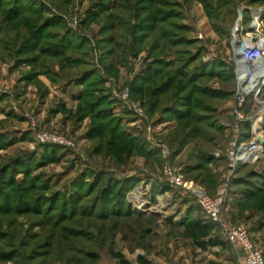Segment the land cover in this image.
I'll return each mask as SVG.
<instances>
[{"label": "rangeland", "instance_id": "374dc122", "mask_svg": "<svg viewBox=\"0 0 264 264\" xmlns=\"http://www.w3.org/2000/svg\"><path fill=\"white\" fill-rule=\"evenodd\" d=\"M250 37L264 0H0V264H227L187 236L204 218L167 167L227 185L224 221L264 247V84L236 115Z\"/></svg>", "mask_w": 264, "mask_h": 264}, {"label": "built area", "instance_id": "2783aa9c", "mask_svg": "<svg viewBox=\"0 0 264 264\" xmlns=\"http://www.w3.org/2000/svg\"><path fill=\"white\" fill-rule=\"evenodd\" d=\"M242 55L236 61V110L237 117L243 118L242 107L250 97L258 95L259 89L264 84V40L250 37L242 41ZM261 73L260 75H258ZM258 75V76H257ZM262 78L259 87L250 88L252 82ZM48 140V139H47ZM256 158V157H255ZM254 158V159H255ZM166 182L176 188L188 191L196 200L204 220L213 223L219 229L225 242L232 247L236 255L237 264H264V251L255 242L250 231L243 225H227L223 220L225 211L227 185L221 187L214 197L203 194L198 189L185 186L182 177L173 168L167 167L164 171ZM214 252L220 251L219 247L209 248Z\"/></svg>", "mask_w": 264, "mask_h": 264}, {"label": "trees", "instance_id": "16d2710c", "mask_svg": "<svg viewBox=\"0 0 264 264\" xmlns=\"http://www.w3.org/2000/svg\"><path fill=\"white\" fill-rule=\"evenodd\" d=\"M235 78V75H234ZM236 79V78H235ZM169 84V83H167ZM167 84H165L166 86H162L160 88H158L157 92H159L160 94H163L166 92V88H167ZM46 156V155H45ZM50 158H53L54 160L56 158H58V156L56 154H53L52 152H50ZM115 182V181H113ZM117 185L115 186V188H110L108 190V192H111L112 195L115 194V196L113 198H115V200H113V203H117L118 201H121V199L124 197L125 192H130L133 190L134 187H132L131 182H128V186L126 187L123 183V181H116ZM243 184H245L247 186L246 190L249 191H253L251 186H253L252 183L244 180ZM117 188H120L119 190L115 191ZM253 193H250V196H252ZM215 229L217 230L216 226L213 223L207 222L204 219L198 218V219H194L193 221H191L190 223L187 224L186 226V232H187V236L197 245L199 246L201 249H203L204 251L208 250L209 248L212 247H224L225 245H227L226 242H223L222 239L218 236H213V232H215ZM124 263V261H123ZM139 264H153L149 259L145 258V257H140L138 260ZM126 264V263H124Z\"/></svg>", "mask_w": 264, "mask_h": 264}, {"label": "crops", "instance_id": "0c3cea01", "mask_svg": "<svg viewBox=\"0 0 264 264\" xmlns=\"http://www.w3.org/2000/svg\"><path fill=\"white\" fill-rule=\"evenodd\" d=\"M224 220V219H223ZM227 225H235L236 223H232V222H227L224 221ZM248 228V227H247ZM248 230L250 231L252 237L254 238L255 242L257 243V236L260 234H258V232H253L250 228H248ZM218 231V236L222 239L223 242H225L224 237L221 233V231L219 229H217ZM220 251H218V253L211 255L212 256H216L217 254H221L220 260H223L225 263L227 264H237L236 261V255L234 250L232 249V247L230 245H225L224 247H219ZM263 251H264V247H262Z\"/></svg>", "mask_w": 264, "mask_h": 264}, {"label": "bare ground", "instance_id": "6f19581e", "mask_svg": "<svg viewBox=\"0 0 264 264\" xmlns=\"http://www.w3.org/2000/svg\"><path fill=\"white\" fill-rule=\"evenodd\" d=\"M243 46V45H242ZM241 54H242V52H241ZM261 73H259L258 75H260ZM257 75V76H258ZM262 76H264V74L262 75ZM258 78H260V77H257L253 82H252V84H251V86H250V88H254V87H259L260 85H261V83H262V78L261 79H258ZM251 151V150H250ZM256 152V151H255ZM257 152H259V151H257ZM251 156V155H250ZM249 156V159H251V157ZM257 156V154L255 155V157ZM254 157V158H255ZM249 159H247V160H249ZM246 160V159H245Z\"/></svg>", "mask_w": 264, "mask_h": 264}]
</instances>
